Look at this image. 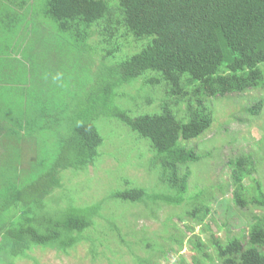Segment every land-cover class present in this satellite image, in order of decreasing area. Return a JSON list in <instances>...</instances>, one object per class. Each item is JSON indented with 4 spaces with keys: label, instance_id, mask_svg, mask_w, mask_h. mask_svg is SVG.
<instances>
[{
    "label": "trees",
    "instance_id": "16d2710c",
    "mask_svg": "<svg viewBox=\"0 0 264 264\" xmlns=\"http://www.w3.org/2000/svg\"><path fill=\"white\" fill-rule=\"evenodd\" d=\"M255 90L264 92V0H0V264L33 259L36 248L69 254L83 241L97 257L110 231L136 252L126 219L136 214L120 207L118 225L114 202L155 205L143 216L201 201L188 212L198 226L217 193L231 192L238 211L264 212L262 158L252 153L228 158L230 180L208 201L210 189H191L193 164L221 154V141L207 138L229 123H219L218 102ZM258 97L247 113H262ZM133 137L148 147L133 150L139 165L148 157L151 181L173 195L124 176L109 197L57 205L67 171L98 165L110 144L122 153ZM253 219L246 239L212 233L207 244L194 234L192 264H264V215Z\"/></svg>",
    "mask_w": 264,
    "mask_h": 264
},
{
    "label": "rangeland",
    "instance_id": "374dc122",
    "mask_svg": "<svg viewBox=\"0 0 264 264\" xmlns=\"http://www.w3.org/2000/svg\"><path fill=\"white\" fill-rule=\"evenodd\" d=\"M263 94L262 90H255L244 95L225 98L218 102L219 123L221 124L220 121L229 123L222 132L217 133L218 130H216L217 132L211 133L207 138L211 142L217 139L221 141V154L216 155L209 165L202 163L197 166L196 164H199V162L193 164L194 167L192 166V183H198V186H191V189L193 191H196L197 188L210 189L201 197L202 201H208L215 195V191L219 192L216 188L217 185L226 186L228 184L230 170L226 162L230 156L239 152L252 153L256 157V162H258V158H262L261 172L256 174L255 177L261 176L264 178V110L260 115H253L246 111V108L251 105L250 99ZM262 99L264 97H258L253 103ZM112 147L113 145L110 144L103 149L104 156L98 165L90 166L84 172L67 171L64 174L63 183L66 189L65 191L63 188L59 189L58 193L60 192L61 197L58 198L57 205H60L61 201L65 202V199L62 200L65 196H67L66 201L68 203L77 200L76 204H90L109 197L113 190L126 187L123 183L124 176H130L136 182L140 181L154 193H168L169 195L175 193L174 190L165 186V188H160L156 181H151L150 173L147 171L148 157L142 159L144 161L143 165H139V160L135 158L137 152L133 150L139 147L142 152L146 151L148 147L144 141H138L133 137L129 144H124V149L121 150L122 153L113 152ZM131 147V150H126ZM149 154L151 156V153ZM249 182H251V179H246V183ZM217 195L212 203L213 215L208 220L210 223H206L207 220L203 222V225L211 224L212 231L210 232H206L205 227H202L203 225L198 226L195 217L188 214L190 210L201 204V201L194 202L190 200L188 204L184 203L183 209L161 203L155 213L151 211L152 215L143 216H140L139 213L146 212L155 205L153 206L147 202L136 203L133 205L138 206L133 208L131 202H120L119 205L114 202L110 205L113 209L109 216L119 218L115 220L118 225L121 226L124 223L121 216L122 211L124 214H136L134 217L132 216L133 219L129 215L126 218L133 224L132 229L138 233V238L143 243H134L140 244L136 252L131 254L124 244L118 245L115 233L110 231L106 238L109 235H111V238L109 237L105 241L104 247L99 248L101 254H98L97 257L91 251V243L83 241L69 254L52 249L36 248L32 253L33 259H17L16 264H117L114 261L117 258L119 264L195 263V257L198 256V253L194 248L196 240L194 234L198 235L207 244H209V237L212 233L222 240H226L228 236L234 234H245L241 236L246 239L249 228L254 221L253 215H264V212L258 208L251 210L252 207L238 211L237 206H234L231 192L226 196L220 193H217ZM227 200L228 202H226ZM148 205L152 207L150 208ZM227 205L231 207L228 210ZM120 207L122 211L119 209ZM193 227H195V233H193ZM125 239L128 244L134 240L128 233H125ZM109 245L118 247L120 253L109 252ZM123 250L124 255H122ZM210 250H212L211 247ZM5 262H7V259L2 263Z\"/></svg>",
    "mask_w": 264,
    "mask_h": 264
},
{
    "label": "clouds",
    "instance_id": "9594fccd",
    "mask_svg": "<svg viewBox=\"0 0 264 264\" xmlns=\"http://www.w3.org/2000/svg\"><path fill=\"white\" fill-rule=\"evenodd\" d=\"M63 78H64V73L60 72V73H57L52 79L54 82H60L63 80Z\"/></svg>",
    "mask_w": 264,
    "mask_h": 264
}]
</instances>
